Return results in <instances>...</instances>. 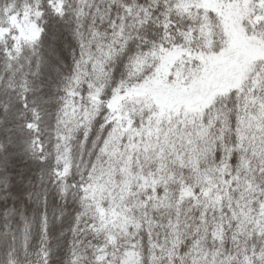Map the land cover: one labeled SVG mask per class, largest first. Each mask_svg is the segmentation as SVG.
Returning a JSON list of instances; mask_svg holds the SVG:
<instances>
[{
    "label": "snow or ice",
    "instance_id": "1",
    "mask_svg": "<svg viewBox=\"0 0 264 264\" xmlns=\"http://www.w3.org/2000/svg\"><path fill=\"white\" fill-rule=\"evenodd\" d=\"M0 264H264V0H0Z\"/></svg>",
    "mask_w": 264,
    "mask_h": 264
}]
</instances>
